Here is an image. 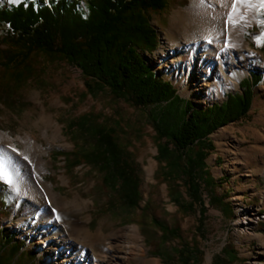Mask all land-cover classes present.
Returning <instances> with one entry per match:
<instances>
[{
    "label": "rangeland",
    "instance_id": "obj_1",
    "mask_svg": "<svg viewBox=\"0 0 264 264\" xmlns=\"http://www.w3.org/2000/svg\"><path fill=\"white\" fill-rule=\"evenodd\" d=\"M23 1L0 0V5ZM188 2L170 0L165 11L152 14L151 23L159 33L160 42L152 54L142 53L149 66L165 81H170L178 94L192 101L197 109L222 104L229 94L243 92L241 82L251 79L253 72L262 75V82L254 87L253 104L246 118L219 128L209 136L214 150L207 156L199 176L207 208L204 215L200 207L196 212H184L171 199L170 192L178 190L182 202H189L186 180L179 176L167 181L162 176L154 140L156 133L149 117L151 108L136 109L124 101H114L108 91L86 97L81 70L67 62H42L44 74L24 89L16 105L8 106L0 101V143L26 154L34 166L39 151L32 150L31 141L34 145H42V156L49 170L43 173L45 181L71 203V209H78L72 216L86 223L92 235L85 246L109 249L111 261L108 264L166 263L152 254L153 247L137 224L138 213L128 214L120 208L107 206L113 196L101 187L102 178L94 169L81 165L73 172L67 171L63 158L57 156L58 151L74 149L73 140L80 134L77 130L70 131L69 125L87 113L103 116L102 119L108 118L113 123L119 118L123 127H128L125 143L131 142L128 151L136 163L145 201L151 203L153 215L181 229L180 239L167 243V249L171 251L183 243H190L203 252L200 264H231L230 256L223 254L227 245L238 252L239 261L235 264H264V43L258 42L264 38V7H259L257 24L246 32L247 41L258 55L250 59L245 71L240 69L242 74L234 87L222 89L213 85L196 86V79L188 76L185 68L189 54L174 63L168 56L162 58L170 47L165 33L171 26L172 16ZM80 7L87 11L85 0ZM6 47V44L0 46ZM214 57V53H207L202 61L204 71L195 70V73L205 75ZM205 171L209 172L213 186L208 184L210 179ZM215 196L222 199V206L211 203ZM37 210L29 200L19 202L13 197L11 186L0 181V229H8L23 242L25 249L35 252L34 264H75L67 261L66 255L60 260L54 259L55 251L49 238L27 228ZM134 230L140 236L138 241L130 238Z\"/></svg>",
    "mask_w": 264,
    "mask_h": 264
},
{
    "label": "trees",
    "instance_id": "obj_2",
    "mask_svg": "<svg viewBox=\"0 0 264 264\" xmlns=\"http://www.w3.org/2000/svg\"><path fill=\"white\" fill-rule=\"evenodd\" d=\"M82 1L25 0L0 5V46L7 45L0 48V101L16 105L24 89L44 74L42 62H67L81 70L86 97L108 91L114 101L136 109L151 108L162 176L167 181L179 176L186 180L189 202H182L178 190L170 192L171 199L184 212L200 207L204 215L207 208L199 176L214 150L209 136L246 118L262 75L253 72L251 79L241 82L243 92L229 94L222 104L197 109L142 56L158 49L159 33L151 16L165 11L170 0H85L87 12L80 7ZM102 118L87 113L71 122L70 131L77 130L80 137L73 140L72 151L56 152L65 169L73 172L81 165L94 169L102 178L101 187L113 196L107 206L138 213L137 224L153 255L166 264H200L203 252L194 244L183 243L171 251L165 247L180 239L181 229L153 215L151 203L145 201L136 163L128 151L131 142L125 143L128 127L119 118L115 123ZM205 173L210 179L209 172ZM213 183L208 180L210 186ZM210 201L223 204L216 196ZM0 243V264H34L37 259L6 228L0 229ZM223 254L230 256L231 264L239 261L233 247L226 245Z\"/></svg>",
    "mask_w": 264,
    "mask_h": 264
},
{
    "label": "bare ground",
    "instance_id": "obj_3",
    "mask_svg": "<svg viewBox=\"0 0 264 264\" xmlns=\"http://www.w3.org/2000/svg\"><path fill=\"white\" fill-rule=\"evenodd\" d=\"M188 1L187 6L179 7L172 16L171 26L165 33L170 47L162 58L168 56L174 63L189 54L185 68L188 76L196 79V86L234 87L238 83L237 77L242 74L240 69L245 71L250 59L258 55L247 41L246 32L257 24L262 0ZM207 53H214L212 65L205 75L202 72L197 75L195 70L204 69L202 61ZM197 66L200 68L196 69ZM32 144L31 141L32 150L39 151L35 166L26 154L0 143V158L7 162L14 179L10 185L13 197L19 202L29 200L38 209L27 228L49 238V244L55 251L54 259L60 260L66 255L67 261L72 260L75 264H106L111 261L108 248L85 246L92 237L89 228L81 219L72 216L78 209H71V203L45 181L43 173L49 170L42 156V145L35 143L37 147H33ZM130 238L138 241L140 236L134 230Z\"/></svg>",
    "mask_w": 264,
    "mask_h": 264
},
{
    "label": "snow or ice",
    "instance_id": "obj_4",
    "mask_svg": "<svg viewBox=\"0 0 264 264\" xmlns=\"http://www.w3.org/2000/svg\"><path fill=\"white\" fill-rule=\"evenodd\" d=\"M261 7H264V0H262ZM258 42L264 43V38ZM0 181H4L9 185L14 183L12 172L9 170V165L3 158H0Z\"/></svg>",
    "mask_w": 264,
    "mask_h": 264
}]
</instances>
